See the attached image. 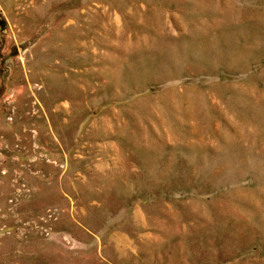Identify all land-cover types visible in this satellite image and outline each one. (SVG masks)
<instances>
[{
    "label": "rangeland",
    "instance_id": "rangeland-1",
    "mask_svg": "<svg viewBox=\"0 0 264 264\" xmlns=\"http://www.w3.org/2000/svg\"><path fill=\"white\" fill-rule=\"evenodd\" d=\"M0 264H264V0H0Z\"/></svg>",
    "mask_w": 264,
    "mask_h": 264
}]
</instances>
